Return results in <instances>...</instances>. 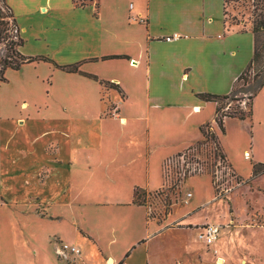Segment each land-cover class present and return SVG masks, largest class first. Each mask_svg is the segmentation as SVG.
<instances>
[{"label":"crops","instance_id":"obj_1","mask_svg":"<svg viewBox=\"0 0 264 264\" xmlns=\"http://www.w3.org/2000/svg\"><path fill=\"white\" fill-rule=\"evenodd\" d=\"M1 4L31 61L0 82V204L19 206L37 264H64L53 237L79 247L83 264H264L256 197L239 207L233 192L225 205L186 192L162 219L134 202L135 191L162 190L164 162L199 142L205 125L242 178L219 139L228 117L221 132L216 102L203 97L229 95L254 56L252 32L229 25L225 0H0V15ZM238 120L252 149L245 181L264 179V85ZM205 224L219 228L209 246L199 240ZM170 234L190 238L174 251Z\"/></svg>","mask_w":264,"mask_h":264},{"label":"rangeland","instance_id":"obj_2","mask_svg":"<svg viewBox=\"0 0 264 264\" xmlns=\"http://www.w3.org/2000/svg\"><path fill=\"white\" fill-rule=\"evenodd\" d=\"M262 4H264V0H227L226 20L229 25H237L239 29L248 30L252 32L253 36H255L257 44V62L247 73L246 80H242L238 84L235 94H232L228 99H219L216 101V107L219 108V115H238L241 113L243 116L248 117L250 114V101L255 84L258 80L257 76L264 74V30L261 31L256 28L260 13L263 12L260 9ZM1 8L2 16L6 18L9 17L10 13L6 7L1 4ZM10 23L14 24L13 21L11 22L8 20L0 27V30H2L0 41L4 39L3 36H5V30L9 27ZM16 45L17 44H14L11 50H9V46H7L4 51L0 52V69L3 66V60L5 59L11 60L12 62H18L20 60L16 55L18 54V47ZM4 76L6 78V75ZM5 87L6 86L0 83V96L4 93ZM224 127L228 130L229 135L227 137L225 135L222 136L218 132L219 139L222 142L225 152L227 154L229 153L236 164H238L237 173L244 180L232 172L233 178L228 175L216 183H221V186H223L222 188L229 191L226 194L222 193L221 197L218 196L221 188L220 190L216 188L212 179V173L214 171V160L211 156L212 144L209 139H202L188 149L170 158L172 160L171 167L173 169L170 172V175H168V177H170L169 179H164L163 177L162 190L150 193L147 196L141 195L137 201L135 200V202L148 203V205H150V218L162 219L164 216L170 214L173 205H178L184 202L185 198L183 194L186 192L205 195L211 194L214 200L222 199L220 205L227 204V200L224 198L230 192H233L232 198L235 206L242 207L248 199H252L253 202H256L255 200L258 198L256 204L253 205L259 208L264 207V195L261 194L262 191L259 193L256 189L258 185L264 186V179L260 177L251 182L245 181L251 178L250 174L252 172V158L245 159L243 154L244 151H248L249 154L252 152V149L249 146L250 135L247 134V136H243L242 138L239 137L240 135L238 133L240 130L245 129V125L236 118L228 117L225 121ZM202 131L205 134H212L209 125L203 126ZM214 142L216 144L215 140ZM218 150L220 151V147H218ZM220 152L224 156L222 151ZM180 155L184 156V161L180 159ZM196 164H199V166H196ZM194 167H200L201 171L191 172L189 174V169L191 170ZM183 172L186 174L182 176ZM239 182H242V184L237 185ZM1 186L2 184L0 181V190ZM241 195H246V199L238 198V196ZM1 201H4V199L0 195V203ZM9 202L12 205L6 204L3 206L0 204V264H37L34 260V250L27 242H24L21 237V231L17 224V211L19 206L13 205L15 201H13V198L11 197H9ZM181 207L182 206L180 205L175 209L178 210ZM202 215H204V213L198 214L199 217H202ZM54 238L55 237L51 239L52 244ZM183 238L189 240L190 236L188 237L187 234L184 236L181 234L167 235L168 242L173 245L174 251L177 250L176 245L180 244ZM200 245L205 248V245L201 242ZM231 256L233 257L234 255L232 254ZM55 259L57 260L58 258L55 256ZM57 261L60 262L61 260L58 259ZM209 261L213 260L209 259ZM209 261L207 259L202 264H211ZM60 263L70 264L64 261H61Z\"/></svg>","mask_w":264,"mask_h":264},{"label":"built area","instance_id":"obj_3","mask_svg":"<svg viewBox=\"0 0 264 264\" xmlns=\"http://www.w3.org/2000/svg\"><path fill=\"white\" fill-rule=\"evenodd\" d=\"M2 10V8H1ZM0 22H2V24L8 20H10L12 22V18L10 17H3L2 16V12L0 15ZM144 22V21H142ZM5 34L8 36L6 39H2L0 41V52L4 51L5 48H7V46L10 47V43L12 42L13 45L14 44H18L19 43V39H18V32L17 29L15 27L14 24L10 23L9 27L5 30ZM176 38L175 35H173L171 37ZM166 40H170L169 38H166ZM9 44V45H8ZM18 47V46H17ZM218 116L219 113H218ZM210 129L212 130V128L210 127ZM181 156V155H180ZM184 156H181L180 159L182 161ZM244 157L245 159H249L250 158V154L248 152L244 153ZM172 160L168 159L164 162L163 166H162V171H163V176L166 177L168 175H170V172L172 171V167H171V163ZM196 166H199V164H196ZM188 171V170H187ZM196 171H201L200 167H194L191 170L189 169L188 173L190 174L191 172H196ZM186 173L183 172L182 176L185 175ZM212 179L214 181V184L216 186V188H218L220 190L218 193V196L221 197L222 193H228V190H225L224 188H222L223 186H221L220 184H216L218 183V181L224 179L225 177H227L228 175H230L233 178L232 175V171L230 169V166L228 165V162L226 160V158L222 155L219 154L214 162V171L212 173ZM242 184V182H239L240 185ZM191 197V193H187L186 194V198ZM200 230V234H199V240L204 243L206 246L212 245L218 238V233H219V228L215 225L212 224H205L203 226L199 227ZM53 247H54V253L56 255V257L64 262L70 263V264H83V260L81 257V251L79 249V247H77L76 245H71L68 243H65L59 239L54 238L53 240Z\"/></svg>","mask_w":264,"mask_h":264},{"label":"trees","instance_id":"obj_4","mask_svg":"<svg viewBox=\"0 0 264 264\" xmlns=\"http://www.w3.org/2000/svg\"><path fill=\"white\" fill-rule=\"evenodd\" d=\"M225 3H227V0H225ZM260 9L263 11L262 13H260V18L258 19L257 23H256V28L263 31L264 30V4L261 5ZM2 26V22H0V27ZM1 33H2V30H0V39H1ZM5 39L8 37L6 34L5 36H3ZM20 43H18L16 46H19ZM12 46H13V43L10 42V47L8 48L9 50L12 49ZM13 54V52H12ZM20 60L18 62H12L11 60H3V66L2 68L0 69V82H3L5 81V78H4V71L8 68L10 69H14V70H17L22 64L26 63V62H29L31 60H26L24 59L23 57H21L19 54H16ZM9 56V55H8ZM18 58V59H19ZM257 62V44H256V39H255V36H254V56L252 58V60L250 61V63L248 64V66L246 67V69L240 74V76L237 78L236 82L234 83V86H233V89L231 91V93L229 95H225V96H210V95H204L203 97L206 99V100H209V101H217L219 99H228L232 94H235L236 92V88L238 86V84L242 81V80H246V75L247 73L253 68V66L255 65V63ZM63 70L67 71V72H77L78 71V68L76 66H66V67H61ZM258 75V74H257ZM258 80L255 84V87H254V90H253V95L252 97L260 90V88L264 85V74L263 75H258ZM102 84L109 88V87H112V88H115V89H119L117 86L115 85H112V84H109V83H106V82H102ZM218 113H219V108H216V117H215V122L217 123V126L218 128L220 129L221 132H223V119L225 117H229V118H238L240 120H244L248 117H250V114L248 117H245L243 116V114H238V115H223V114H220V117H218ZM210 126V125H209ZM211 130V129H210ZM201 131V134H202V138L201 140H210L211 141V144H212V148H211V156L213 157V160L215 162V159L216 157L221 154V150L219 151L218 150V147H219V143H218V140H217V137L215 135V133L213 132V130H211L212 134L211 133H207L205 134L203 131H202V128L200 129ZM200 140V141H201ZM214 140L216 141V144L214 142ZM198 143V142H197ZM218 146V147H217ZM260 170V166L258 165H253V173H257L258 171ZM164 177V176H163ZM169 179L170 177L166 176L164 177V179ZM165 182V181H164ZM144 194L141 193L140 191H135L134 192V202L135 200L137 201L139 199V197ZM135 203H139V202H135ZM139 204H143V203H139Z\"/></svg>","mask_w":264,"mask_h":264}]
</instances>
